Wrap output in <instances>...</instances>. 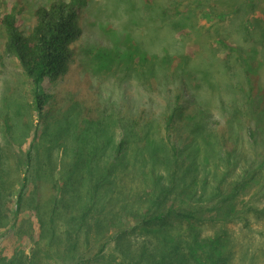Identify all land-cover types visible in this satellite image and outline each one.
Masks as SVG:
<instances>
[{"label":"rangeland","instance_id":"rangeland-1","mask_svg":"<svg viewBox=\"0 0 264 264\" xmlns=\"http://www.w3.org/2000/svg\"><path fill=\"white\" fill-rule=\"evenodd\" d=\"M54 1L0 0L3 155L8 159L11 151L25 155L37 134L35 155L42 157L46 147H53L57 173L61 169L67 173L72 172L77 156L85 158L93 146L104 152L96 159L107 163L114 146L125 136L130 142L125 173L131 171L132 177H139L154 167L168 183L173 167L165 164L168 150L162 143L159 121L173 110L177 86L183 80L195 101L188 114L194 117L196 109H203L215 119L213 125L194 132L187 116L173 131L177 138L186 139L180 151L192 161L187 164L179 156L177 173L182 182L177 185L187 190L199 181L198 191L204 193V205L209 208L230 195L220 217L227 213L234 220L206 222L204 228L208 234L225 235L233 264H264V100L257 95L250 103L248 97L249 74L256 83L255 92L264 88V0H87L80 19L84 34L75 45L76 59L70 72L79 84L63 92L56 108L40 117L31 104L29 79L5 51L2 19L14 12L24 24L32 23L35 10ZM129 49L134 51L132 59L128 58ZM146 55L147 62L140 67L139 57ZM142 114L152 122L148 128L138 129L137 137L128 138L135 118ZM121 116L126 117L119 126ZM223 133L232 150L230 158L224 154ZM139 136L147 142L144 150L139 147ZM9 138L12 146L7 149L4 143ZM204 178L208 182H202ZM47 181L50 178L45 177L40 203L52 194ZM11 182L18 187L16 175ZM236 182L237 189L232 190ZM139 187V180H128L125 194L116 197L127 200L132 189ZM121 199H111L115 204L108 208L119 209ZM137 207L127 204L131 213ZM210 216H215V211L208 212ZM11 217L0 229V255L6 258L28 251L38 231L34 211L22 210L17 225ZM23 221L26 223L20 227Z\"/></svg>","mask_w":264,"mask_h":264},{"label":"trees","instance_id":"trees-1","mask_svg":"<svg viewBox=\"0 0 264 264\" xmlns=\"http://www.w3.org/2000/svg\"><path fill=\"white\" fill-rule=\"evenodd\" d=\"M86 5L87 0H57L48 7L37 8L32 23L24 24L14 12L2 19L5 51L18 61L29 79L31 104L40 117L56 108L55 104L63 92H70L72 85L79 84L70 72L76 59L75 45L84 34L80 19ZM128 58H134L132 49H129ZM139 61L142 67L147 62V55L139 57ZM248 80L252 81L248 90L250 103L257 95L264 100V88L255 92L256 83L250 74ZM46 83L50 84L49 88ZM194 103L193 93L181 80L173 110L159 121V128L164 132L162 143L168 150L165 164L173 167L168 183L154 167L150 171H142L139 177H132L131 171L125 173L129 167L126 152L130 146L125 136L114 146L107 163L96 159L102 158L104 152L93 146L85 158L77 156L72 172L67 173L63 169L57 173L53 147H46L42 157L35 155L37 134L25 155L11 151L9 159L3 155L0 143V229L12 220L11 216L16 224L25 208L34 211L38 225L31 248L20 250L11 258L0 255V264H233L232 253L226 249L225 235L214 232L211 235L204 228L206 222L234 220L233 215L227 213L220 217L231 196L209 208L204 205V193L198 191L199 181L187 190L177 185V182H182L177 173L179 156L187 164L192 161H187L180 151L186 139L182 136L177 138L173 131L179 122L190 116L188 113ZM124 105L130 112L128 104ZM192 115L194 132H199L203 125H213L215 119L203 109H196ZM145 116L149 118L146 114L135 118L128 138L129 135L137 137L141 127H149L152 120L148 123ZM125 117L121 116L119 126ZM5 124L11 130V125ZM115 124L118 125V121ZM249 130L253 136L254 131ZM121 131L124 128L121 127ZM138 138L139 147L144 150L147 142L140 136ZM227 141L223 133L224 154L230 158L232 150ZM108 142L110 139L104 144ZM4 144L9 149L12 140L6 139ZM134 144L137 145L136 142ZM77 154L81 155V152ZM246 163L243 161L244 167ZM44 172L47 174L43 177ZM13 175H16L18 187L11 182ZM45 177L50 178L46 184H50L52 194L46 202L40 203L38 198L43 193L41 188ZM128 180H139V189H132L127 200L117 198L116 195L125 194ZM201 181L208 182L206 178ZM32 182L33 188L29 189ZM236 186L237 182L232 190H236ZM111 199L115 202L122 200L119 209L108 208L115 204ZM130 202L132 206L138 205L133 213L131 208H127ZM145 203L149 204L148 207L142 206ZM212 211H215V216L208 217V212ZM24 223L26 221L20 227H24ZM30 228L33 229L32 225Z\"/></svg>","mask_w":264,"mask_h":264}]
</instances>
